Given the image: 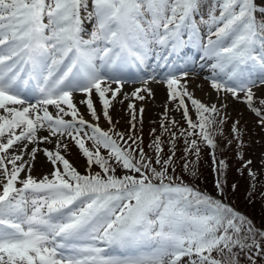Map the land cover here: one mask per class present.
<instances>
[{"label": "snow or ice", "instance_id": "6c2138e0", "mask_svg": "<svg viewBox=\"0 0 264 264\" xmlns=\"http://www.w3.org/2000/svg\"><path fill=\"white\" fill-rule=\"evenodd\" d=\"M197 67L209 103L189 91ZM153 82L166 99L146 150L135 102L155 100ZM229 95L264 130V0H0V264H264V222L224 202L222 142L252 190L257 177L240 121L225 131ZM202 148L216 196L186 179Z\"/></svg>", "mask_w": 264, "mask_h": 264}, {"label": "rangeland", "instance_id": "374dc122", "mask_svg": "<svg viewBox=\"0 0 264 264\" xmlns=\"http://www.w3.org/2000/svg\"><path fill=\"white\" fill-rule=\"evenodd\" d=\"M198 77V75H196ZM200 85V87H197ZM155 91V100H145V101H136L137 107L141 105L144 106L145 112L143 114V130L142 134L144 138V144L146 138L150 137L149 133L152 129L157 130L159 134V120L161 118V113L163 112L164 102L166 99V90L164 86L156 83L150 85ZM188 87L189 91H192L196 98H200L206 91H212L208 86V81L204 79H199L195 77H188ZM133 89L124 90L125 92H131ZM256 89H254L255 91ZM259 94V92L257 93ZM242 95V94H241ZM79 98V97H78ZM216 98V94H215ZM202 101V100H201ZM203 102V101H202ZM217 104L221 102L228 103V107L224 109V113L227 116V124L225 125V131L227 132L232 123L235 120L240 121V127L244 130L243 141L245 146L240 149V152L243 154L244 160H251L252 164L249 166L256 174L255 189L252 190L250 185L252 183L251 178L248 176V170L244 169V175H241L237 168L243 163V161L237 159L233 166L230 158L237 155V151L225 150L224 143H221V148L217 149V159L225 160L228 164V168L224 174V179L227 181L226 185V194L227 198L224 200L225 203L231 204V206L237 209L240 212L245 213L248 217L253 219L256 225L259 227L262 222H264V196H261V192H264V130L257 125V117L250 112L246 105L243 103L233 100L229 95L226 100L217 99ZM128 101H125L123 105L116 104L114 109H110L113 116V120H119L120 123L117 125L119 131H126L128 128L127 121L129 119V114L126 110V105ZM83 109V106H80ZM175 119L180 120L181 115L178 112L170 113ZM183 123V121H181ZM101 127L107 130L108 124L101 120ZM186 126V125H185ZM140 127L139 125L137 126ZM235 145V144H233ZM42 147L52 148L53 145H42ZM182 147V145H180ZM167 149V148H166ZM179 155V153H177ZM209 155V150L205 154ZM230 157V158H229ZM67 158L78 168V170L83 171V159L80 158L77 148L73 145L71 147V153ZM193 159V158H190ZM207 161L202 164L198 162L196 164V171L198 178L187 177V182L193 184L203 193L216 196L217 193L214 190V182L216 179V174L213 172V165L211 156L206 158ZM205 159V160H206ZM200 160V159H199ZM49 165L45 163V158L42 153L37 154V158L34 162L33 175L42 177L49 171ZM179 172L180 169L178 168ZM235 183L238 185L236 192L231 191V185ZM213 184V186H212ZM251 191V202L247 197V193ZM236 194L242 195L240 201H235ZM245 207H241V205Z\"/></svg>", "mask_w": 264, "mask_h": 264}, {"label": "trees", "instance_id": "16d2710c", "mask_svg": "<svg viewBox=\"0 0 264 264\" xmlns=\"http://www.w3.org/2000/svg\"><path fill=\"white\" fill-rule=\"evenodd\" d=\"M222 146L220 145V147H219V149L221 148ZM230 151L231 150H234L235 149V147H234V145H232L230 148H228ZM166 151V150H165ZM217 155V154H216ZM218 158V157H217ZM230 158V157H229ZM212 186H213V184H212ZM243 197H242V195H237L236 194V196H235V201H240L241 199H242ZM241 205V204H240ZM241 207H245L244 205H241ZM246 208V207H245Z\"/></svg>", "mask_w": 264, "mask_h": 264}, {"label": "bare ground", "instance_id": "6f19581e", "mask_svg": "<svg viewBox=\"0 0 264 264\" xmlns=\"http://www.w3.org/2000/svg\"><path fill=\"white\" fill-rule=\"evenodd\" d=\"M202 97H203L204 100H208L209 99V94L208 95L204 94V95H202Z\"/></svg>", "mask_w": 264, "mask_h": 264}]
</instances>
